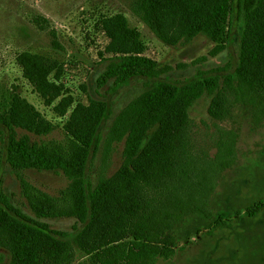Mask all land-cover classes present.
Instances as JSON below:
<instances>
[{"label": "trees", "instance_id": "trees-1", "mask_svg": "<svg viewBox=\"0 0 264 264\" xmlns=\"http://www.w3.org/2000/svg\"><path fill=\"white\" fill-rule=\"evenodd\" d=\"M177 1L133 0L131 11L162 42L188 43L203 35L214 44L209 54L226 52V61L196 69L185 79H169L171 67L133 48L139 45L138 34L121 14L108 19V48L116 55L99 54L103 69L95 90L105 88L110 96L133 82L139 90L115 114L108 100H94L101 105L98 118L78 139L80 145L68 161L27 160L35 146L24 147L16 133V128L28 127L27 107L17 97L0 104V249L8 254L7 264H155L174 256L178 235L190 221L214 217L213 228L230 226L222 220L225 212H213L210 199L222 173L236 161L239 121L253 130L264 126V0H210L214 2L204 8L189 6L181 12L184 23L171 41L163 25L181 11ZM129 39L133 50L116 48ZM45 70L42 64L27 70L40 91L56 87L44 78ZM201 98L210 99L209 117L230 123L229 129L217 131L212 156L197 149L191 135L188 111ZM118 145L119 167L108 177ZM4 164L18 181L32 215L4 192ZM31 167L60 171L77 192L69 214L78 224L73 233L53 230L45 221L50 214L34 199L41 194L23 176ZM260 207L264 204L246 215L254 216ZM102 211L104 231L88 240V230Z\"/></svg>", "mask_w": 264, "mask_h": 264}, {"label": "rangeland", "instance_id": "rangeland-1", "mask_svg": "<svg viewBox=\"0 0 264 264\" xmlns=\"http://www.w3.org/2000/svg\"><path fill=\"white\" fill-rule=\"evenodd\" d=\"M132 1L0 0V104L17 97L27 107L28 127L16 128L20 144L35 146L31 155L26 156L27 160L42 157L54 158L59 163L68 161L80 145L78 139L85 136L98 118L101 105L94 100H108L115 114L138 92L139 85L135 82L110 96L105 94V88L95 90V79L103 69L100 55L103 58L116 55L109 52L111 39L106 28L108 19L116 14H121L127 27L138 34L139 44L135 46L129 39L126 45L116 48L133 50L132 44L140 56L171 67L169 79H185L196 69H211L226 61V52L209 54L214 44L203 35H197L188 43L162 42L132 13ZM213 2L177 1L182 5L181 11L163 25L166 37L173 41L178 36L184 23L181 12L189 6L204 8ZM34 64L46 68L44 78L56 89L39 90L36 80L27 74ZM180 65L185 67L180 68ZM210 104V99L201 98L188 114L196 148L212 156L217 131L229 129L230 123L209 117ZM238 129L236 161L222 173L210 199L213 212H225L227 215L222 220L230 226L213 228L214 217L196 223L190 221L178 235L174 256L166 261L158 259L155 264H264V207L254 216L246 215L264 204V126L253 130L241 120ZM2 146L0 144V152ZM120 152L121 145H118L111 157L108 177L114 176L119 167ZM23 176L41 194L36 193L34 199L50 214L45 220L50 228L73 233V227L78 224L69 214L75 206L77 192L62 173L31 167L23 171ZM2 183L13 204L32 215L20 194L18 181L6 164ZM104 215L102 211L90 226L88 240L98 238L104 231ZM7 260L8 254L0 249V264H7Z\"/></svg>", "mask_w": 264, "mask_h": 264}]
</instances>
